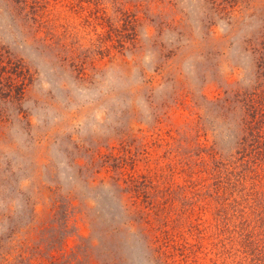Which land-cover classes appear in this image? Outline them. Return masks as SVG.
<instances>
[{
	"label": "rangeland",
	"instance_id": "obj_1",
	"mask_svg": "<svg viewBox=\"0 0 264 264\" xmlns=\"http://www.w3.org/2000/svg\"><path fill=\"white\" fill-rule=\"evenodd\" d=\"M0 55V264H238L201 198L264 136V0H0Z\"/></svg>",
	"mask_w": 264,
	"mask_h": 264
},
{
	"label": "trees",
	"instance_id": "obj_2",
	"mask_svg": "<svg viewBox=\"0 0 264 264\" xmlns=\"http://www.w3.org/2000/svg\"><path fill=\"white\" fill-rule=\"evenodd\" d=\"M2 59L3 56L0 55V72L5 71V61ZM22 68L24 66L18 62L13 67V72L24 75ZM5 80L6 78L0 79V87L5 86ZM8 84L9 87H14L13 84ZM250 106L252 119H256L262 109L257 108L256 104ZM247 135L249 139L247 137L243 140L245 145L238 152L239 157L226 160L212 156L214 163L211 176L214 183L207 197L201 198L206 199L202 208H212L216 216H222L220 231L230 237L222 244L223 254H229L233 259L235 256L238 264H264V136L258 130L255 137L253 135L250 138V133ZM237 185L243 187V194L238 193V197L232 200L233 188ZM196 196L200 198V195ZM153 209L152 206L148 211L153 212ZM164 209H167L166 205ZM247 214L249 216L245 220ZM172 243V235L167 233L162 238L161 246L180 251L178 255L183 258L180 262H186L184 258L189 253H184L182 247L176 248Z\"/></svg>",
	"mask_w": 264,
	"mask_h": 264
}]
</instances>
